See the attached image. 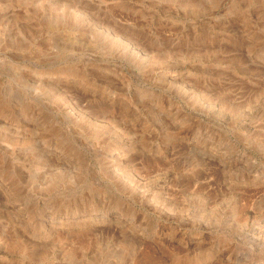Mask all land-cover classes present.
Here are the masks:
<instances>
[{
    "label": "rangeland",
    "instance_id": "374dc122",
    "mask_svg": "<svg viewBox=\"0 0 264 264\" xmlns=\"http://www.w3.org/2000/svg\"><path fill=\"white\" fill-rule=\"evenodd\" d=\"M0 264H264V0H0Z\"/></svg>",
    "mask_w": 264,
    "mask_h": 264
}]
</instances>
